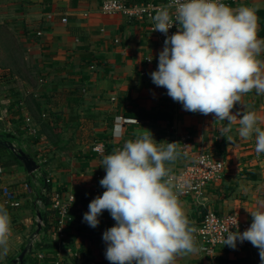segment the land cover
<instances>
[{
    "label": "crops",
    "instance_id": "0c3cea01",
    "mask_svg": "<svg viewBox=\"0 0 264 264\" xmlns=\"http://www.w3.org/2000/svg\"><path fill=\"white\" fill-rule=\"evenodd\" d=\"M103 1L0 0V22L13 20L17 25L24 42L18 53L22 67L36 68L42 86L20 103L14 89L0 97V132L15 137L16 146L41 165L32 175L25 166L7 164L12 162L9 151L0 157V205L14 226L9 252L0 257V264H14L31 243L38 210L45 221L22 264H111L102 236L116 221L104 210L98 216L100 223L92 228L83 216L90 202L106 190L99 183L106 175L103 157L148 130L157 143L177 142L176 159L165 162L170 172L183 170L203 152L227 161L223 176L207 186L206 207L191 196L179 197L190 226L198 225L208 209L237 213L252 223L251 212L264 201V153L255 151V133L247 140L238 135L244 110L254 111L264 130V95L255 90L243 95L232 110L240 113L232 131L221 136L227 120L184 110L166 88L152 82L150 74L158 68L165 39L151 33L147 21L105 13ZM123 1L135 5L162 0ZM242 5L256 10L257 36L264 40V0H237L232 8ZM258 59L264 61V52ZM27 116L37 125V134L31 132ZM116 127L121 131L118 137ZM99 145L103 153L94 150ZM45 179L53 192H61L63 201L75 196L73 220L63 237L57 232L53 199L45 206L39 198ZM8 193H14L19 206L7 204ZM195 245L197 251L177 255L174 264H261L258 248L226 246L213 255L201 244Z\"/></svg>",
    "mask_w": 264,
    "mask_h": 264
},
{
    "label": "clouds",
    "instance_id": "9594fccd",
    "mask_svg": "<svg viewBox=\"0 0 264 264\" xmlns=\"http://www.w3.org/2000/svg\"><path fill=\"white\" fill-rule=\"evenodd\" d=\"M173 15L178 30L167 36ZM152 19L153 31L166 35L158 68L150 74L152 82L166 88L184 110L227 120L221 134L225 137L240 116L232 110L242 96L253 90L264 95V61L258 59L264 40L257 36L256 10L243 5L232 8L221 0H171ZM238 123L239 137L247 140L255 133V151L264 153V130L258 126L257 114L244 110ZM114 135H121L119 127ZM177 155V142L157 143L148 130L103 157L106 175L99 183L106 190L90 202L83 221L97 227L104 210L116 221L102 236L111 264H174L177 255L197 251L196 229L166 179L170 169L165 162ZM261 209L264 201L251 212L250 227L242 233L230 231L223 244L235 248L237 241H249L259 249L264 264ZM11 231L10 215L0 205V257L9 252Z\"/></svg>",
    "mask_w": 264,
    "mask_h": 264
},
{
    "label": "built area",
    "instance_id": "2783aa9c",
    "mask_svg": "<svg viewBox=\"0 0 264 264\" xmlns=\"http://www.w3.org/2000/svg\"><path fill=\"white\" fill-rule=\"evenodd\" d=\"M237 0H221V2L233 6ZM171 3V0H162L159 3L150 1L147 3L129 5L123 0H104L102 9L108 14H123L129 19H139L147 21L149 23V30L154 35H157L161 39H166V35L159 31H153L154 21L152 17L156 14L157 10L161 7L167 6ZM174 14V9H173ZM66 21V19H64ZM173 26L169 29L167 36H171L176 33L178 23L175 22L173 15ZM2 94L0 93V97ZM46 115L44 114L43 117ZM26 122L30 127L33 134L38 133V127L33 122L31 116L26 117ZM125 119L124 121H127ZM99 153L104 152L103 145L96 146L94 148ZM227 168V161L225 159H219L215 154L211 152H203L201 155L189 164L183 170L178 172H170L166 179H170L173 185V190L178 194V197L191 196L195 198V201L199 205L207 206L206 201V189L209 183L220 179L225 173ZM50 183V180H47ZM46 189L42 192L45 194ZM75 200L73 194L70 195L68 201L62 200L61 192H54L53 194V208L55 209V215L57 220V232L60 237L65 235L67 224L73 220L71 213V204ZM7 204L12 206H19L20 202L15 200L14 193H8ZM251 223L243 221L237 213L219 214L212 209H208L201 220V222L194 228L196 231L193 233L195 242L205 247L211 254H215L218 249L226 247L228 245L223 244L224 238L232 232H243L250 227ZM11 234L14 231V226L11 221ZM37 237L33 239V243L37 241ZM249 246L254 247L251 242L237 241L236 247ZM55 264H68L57 261Z\"/></svg>",
    "mask_w": 264,
    "mask_h": 264
},
{
    "label": "rangeland",
    "instance_id": "374dc122",
    "mask_svg": "<svg viewBox=\"0 0 264 264\" xmlns=\"http://www.w3.org/2000/svg\"><path fill=\"white\" fill-rule=\"evenodd\" d=\"M13 22V20L0 22V93L3 96L4 92L14 89V95L18 97L17 101L20 103L25 97H29L31 90L40 91L42 86L39 84L41 75L36 68L32 66L28 68V64L26 68L22 67L23 60L18 53L21 47H24L22 45L24 42L20 40L17 25ZM31 93L34 95V92ZM25 104L29 105L28 101ZM39 112L41 113V109Z\"/></svg>",
    "mask_w": 264,
    "mask_h": 264
},
{
    "label": "water",
    "instance_id": "95a60500",
    "mask_svg": "<svg viewBox=\"0 0 264 264\" xmlns=\"http://www.w3.org/2000/svg\"><path fill=\"white\" fill-rule=\"evenodd\" d=\"M11 151L15 153L17 158L23 163L26 170L34 175V173L41 168L40 163L27 151H25L23 148L17 147L16 144L13 142H3ZM37 217H38V223H37V229L35 231V234L32 237L31 243L22 251L20 256L14 260V264H22L25 260V256L28 253H32V247H33V239L37 237V235L40 234L42 229V223H43V216L41 210L37 211Z\"/></svg>",
    "mask_w": 264,
    "mask_h": 264
},
{
    "label": "trees",
    "instance_id": "16d2710c",
    "mask_svg": "<svg viewBox=\"0 0 264 264\" xmlns=\"http://www.w3.org/2000/svg\"><path fill=\"white\" fill-rule=\"evenodd\" d=\"M17 141V139L13 136H11L10 134L8 133H2L0 132V157L3 156V152L4 151H9L10 152V155H11V158H12V162L10 161H6L7 164H15V163H18L22 166L23 163L17 158V156L15 155V153L13 151H11L3 142H15ZM15 144V143H14ZM42 176H43V173L41 172ZM42 186L45 187L46 189V192L45 194L43 193H39V198L43 200V203L45 204V206H49L52 204V200L53 199V194L54 192L52 191L50 185L47 183V179L44 180V183L42 184ZM42 216H43V221H45V215L43 214L42 212Z\"/></svg>",
    "mask_w": 264,
    "mask_h": 264
}]
</instances>
